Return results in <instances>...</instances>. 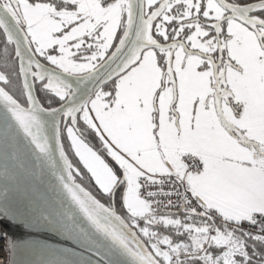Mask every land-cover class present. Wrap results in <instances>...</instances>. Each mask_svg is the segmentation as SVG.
<instances>
[{"label":"snow or ice","instance_id":"obj_1","mask_svg":"<svg viewBox=\"0 0 264 264\" xmlns=\"http://www.w3.org/2000/svg\"><path fill=\"white\" fill-rule=\"evenodd\" d=\"M0 35L8 257L264 264V0H0Z\"/></svg>","mask_w":264,"mask_h":264},{"label":"water","instance_id":"obj_2","mask_svg":"<svg viewBox=\"0 0 264 264\" xmlns=\"http://www.w3.org/2000/svg\"><path fill=\"white\" fill-rule=\"evenodd\" d=\"M69 159L71 160L70 157ZM27 163L29 167L35 165V161L31 156L27 158ZM4 166L5 161L0 157V187H3L6 182ZM8 170L7 182L9 184H14L18 181L23 185L31 186L34 183L30 175L14 170L12 162L10 161L8 162ZM49 179L50 177L45 173L43 176L44 182L36 183L35 196L38 200L50 196L47 186ZM9 231L16 239H25L28 235L22 228H10ZM40 240H48L49 245L37 244L31 249L17 250L16 254L11 257V260H13L15 264H20V262H25V264H38L39 261H51L55 262V264H82V262L89 257L93 260L97 259L95 255L77 246L74 242L66 241L61 237H55L51 233H41Z\"/></svg>","mask_w":264,"mask_h":264},{"label":"built area","instance_id":"obj_3","mask_svg":"<svg viewBox=\"0 0 264 264\" xmlns=\"http://www.w3.org/2000/svg\"><path fill=\"white\" fill-rule=\"evenodd\" d=\"M9 258L11 259V257H8V255L6 253H4L2 250H0V264H3V262Z\"/></svg>","mask_w":264,"mask_h":264},{"label":"trees","instance_id":"obj_4","mask_svg":"<svg viewBox=\"0 0 264 264\" xmlns=\"http://www.w3.org/2000/svg\"><path fill=\"white\" fill-rule=\"evenodd\" d=\"M2 39H3V37H2V35H0V41H2ZM0 51H2V44H0ZM1 70H2V69H1ZM65 143H66V142H65ZM93 143H95V141H93ZM66 151H67V147H66ZM68 155H69V157L71 158V160L75 161L74 156L72 155L71 151H68ZM92 183H94V182H92ZM88 190H89V189H88Z\"/></svg>","mask_w":264,"mask_h":264},{"label":"rangeland","instance_id":"obj_5","mask_svg":"<svg viewBox=\"0 0 264 264\" xmlns=\"http://www.w3.org/2000/svg\"><path fill=\"white\" fill-rule=\"evenodd\" d=\"M72 153V152H71ZM72 155L74 156V154L72 153ZM74 159H75V161H76V158H75V156H74ZM82 167V166H81ZM84 185H85V187H88V189L91 191L92 189H91V187H89L88 186V183L87 182H85L84 183Z\"/></svg>","mask_w":264,"mask_h":264},{"label":"flooded vegetation","instance_id":"obj_6","mask_svg":"<svg viewBox=\"0 0 264 264\" xmlns=\"http://www.w3.org/2000/svg\"><path fill=\"white\" fill-rule=\"evenodd\" d=\"M0 70H1V69H0ZM77 181H78V182H81V180H80V178H79V177L77 178ZM82 185H84V184H82ZM84 186H85V185H84Z\"/></svg>","mask_w":264,"mask_h":264}]
</instances>
